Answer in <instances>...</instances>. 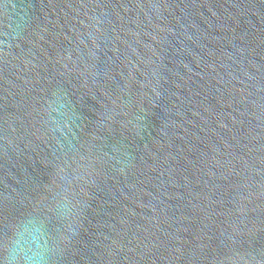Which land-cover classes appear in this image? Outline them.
Returning a JSON list of instances; mask_svg holds the SVG:
<instances>
[{
    "label": "water",
    "instance_id": "obj_1",
    "mask_svg": "<svg viewBox=\"0 0 264 264\" xmlns=\"http://www.w3.org/2000/svg\"><path fill=\"white\" fill-rule=\"evenodd\" d=\"M0 264H264V0H0Z\"/></svg>",
    "mask_w": 264,
    "mask_h": 264
}]
</instances>
